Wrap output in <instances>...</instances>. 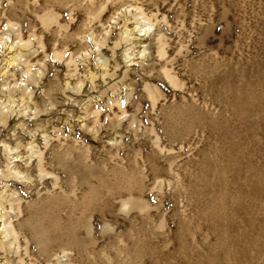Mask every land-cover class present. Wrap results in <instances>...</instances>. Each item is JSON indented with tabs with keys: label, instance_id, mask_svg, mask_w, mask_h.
I'll return each instance as SVG.
<instances>
[{
	"label": "rangeland",
	"instance_id": "374dc122",
	"mask_svg": "<svg viewBox=\"0 0 264 264\" xmlns=\"http://www.w3.org/2000/svg\"><path fill=\"white\" fill-rule=\"evenodd\" d=\"M0 264H264V0H0Z\"/></svg>",
	"mask_w": 264,
	"mask_h": 264
},
{
	"label": "bare ground",
	"instance_id": "6f19581e",
	"mask_svg": "<svg viewBox=\"0 0 264 264\" xmlns=\"http://www.w3.org/2000/svg\"><path fill=\"white\" fill-rule=\"evenodd\" d=\"M138 23H136V25H137ZM134 28H136V26L135 27H133V30H136V29H134ZM161 181V180H160ZM159 187H161V183L159 184ZM136 205V204H135ZM140 204H138V206H139Z\"/></svg>",
	"mask_w": 264,
	"mask_h": 264
}]
</instances>
